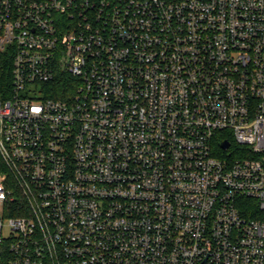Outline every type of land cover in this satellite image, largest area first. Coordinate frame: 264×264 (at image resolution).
I'll return each instance as SVG.
<instances>
[{
	"label": "built area",
	"instance_id": "1",
	"mask_svg": "<svg viewBox=\"0 0 264 264\" xmlns=\"http://www.w3.org/2000/svg\"><path fill=\"white\" fill-rule=\"evenodd\" d=\"M3 53L0 264H264V0H0Z\"/></svg>",
	"mask_w": 264,
	"mask_h": 264
},
{
	"label": "trees",
	"instance_id": "2",
	"mask_svg": "<svg viewBox=\"0 0 264 264\" xmlns=\"http://www.w3.org/2000/svg\"><path fill=\"white\" fill-rule=\"evenodd\" d=\"M62 79V78H61ZM69 79L59 80L55 84V88L51 92L52 94H47L54 98H65L69 94L70 89ZM12 87V58L9 53L0 54V100H4L9 97ZM231 142L232 147L235 146L234 138L230 137L228 139ZM219 148L221 145L219 143ZM222 149V148H221Z\"/></svg>",
	"mask_w": 264,
	"mask_h": 264
},
{
	"label": "water",
	"instance_id": "3",
	"mask_svg": "<svg viewBox=\"0 0 264 264\" xmlns=\"http://www.w3.org/2000/svg\"><path fill=\"white\" fill-rule=\"evenodd\" d=\"M229 144H230V142L229 141H223L222 143H221V146L223 147V148H227L228 146H229Z\"/></svg>",
	"mask_w": 264,
	"mask_h": 264
},
{
	"label": "rangeland",
	"instance_id": "4",
	"mask_svg": "<svg viewBox=\"0 0 264 264\" xmlns=\"http://www.w3.org/2000/svg\"><path fill=\"white\" fill-rule=\"evenodd\" d=\"M8 233H9V229H7V230L4 232L5 235H8Z\"/></svg>",
	"mask_w": 264,
	"mask_h": 264
}]
</instances>
